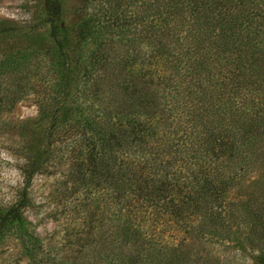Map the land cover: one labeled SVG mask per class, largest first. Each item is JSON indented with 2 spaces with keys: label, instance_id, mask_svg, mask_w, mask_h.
Listing matches in <instances>:
<instances>
[{
  "label": "trees",
  "instance_id": "trees-1",
  "mask_svg": "<svg viewBox=\"0 0 264 264\" xmlns=\"http://www.w3.org/2000/svg\"><path fill=\"white\" fill-rule=\"evenodd\" d=\"M32 1L17 47H0V112L44 49L55 81L19 125L24 184L0 208V238H21L32 264H230L207 249L229 243L259 248L264 264V190L245 185L264 172V0H84L72 23L65 0ZM57 146L75 153L77 182L90 172L87 194L107 188L109 214L60 254L23 219ZM231 191L248 197L227 201Z\"/></svg>",
  "mask_w": 264,
  "mask_h": 264
},
{
  "label": "rangeland",
  "instance_id": "rangeland-1",
  "mask_svg": "<svg viewBox=\"0 0 264 264\" xmlns=\"http://www.w3.org/2000/svg\"><path fill=\"white\" fill-rule=\"evenodd\" d=\"M83 1L65 0L69 23L76 22L83 16L81 11H75ZM34 5L32 0H0V47H17L15 34L21 26L31 20ZM151 46L150 43L144 42L140 47ZM37 60L39 67L36 76L28 75L22 81L28 88L27 91L10 107V110L0 112V208H7L15 203L24 184L25 156L19 125L37 118L38 103L47 98L45 91L48 89L47 93L50 92L49 88L55 81L49 67L53 61L52 50H42ZM153 64L160 66L155 62ZM60 147L52 149L54 160L33 176L28 188L29 205L23 209L25 232L34 236L43 249H50L58 254L74 250L80 245L77 242L84 237L82 233L86 227H93V233L96 234L101 219L109 218L107 209H103L102 213L99 198L104 196L107 188L93 191V187H90L93 193L87 194L88 189L83 184L91 178L90 172L82 173L83 183L77 182L75 174H72L74 171L72 163L65 160V157H72L75 153L63 152ZM258 174L263 175L258 177ZM250 184L264 190V172L259 171L254 177L248 178L245 185ZM257 188L253 187L255 193H259ZM247 193L248 191L246 193L231 191L228 193L227 201L246 199ZM262 213L264 215V212ZM25 235L27 234H24V238ZM90 242L87 239L83 243L85 245ZM227 245L233 247L227 249L222 245L210 244L207 245V249L220 260L230 257L232 260L230 264H255L259 248L245 251L241 249V245L240 247L235 243ZM0 264H32L26 255L21 238L11 236L0 238Z\"/></svg>",
  "mask_w": 264,
  "mask_h": 264
}]
</instances>
